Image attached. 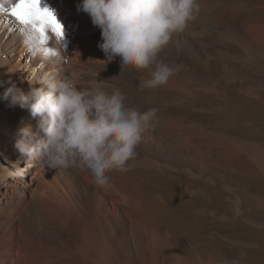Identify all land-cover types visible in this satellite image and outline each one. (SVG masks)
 Instances as JSON below:
<instances>
[{
  "label": "bare ground",
  "instance_id": "bare-ground-1",
  "mask_svg": "<svg viewBox=\"0 0 264 264\" xmlns=\"http://www.w3.org/2000/svg\"><path fill=\"white\" fill-rule=\"evenodd\" d=\"M15 2L0 0V6L10 8ZM80 2L39 0L41 9L52 11L63 26L62 37L47 30L45 46L56 53L48 58L39 52L33 55L24 42L25 34L19 30L21 25L8 12L0 11V93L10 83L25 93L31 89H25L15 77L18 69V73L26 74L22 66L14 63V53L19 50L18 54L29 61L28 71L39 79L56 74L70 75L84 87L99 82L109 91L113 88L122 91L127 106L148 110L147 100L154 89L141 87L147 72L121 70L119 57L107 64L103 61L104 53L97 47L101 31L87 13L77 11ZM254 9L251 4L235 1L227 11L230 18L248 20ZM10 28L14 36L6 39L4 33ZM246 31V52L253 55L254 46L263 50L251 29ZM179 33L185 37L184 41L174 42L171 38L157 57L174 70L163 88L180 87L184 80L201 76L195 68L210 67L219 61L226 63L229 59L203 58L197 45L187 50L185 46L190 39L185 31ZM231 37L240 39L236 34ZM206 47L211 54L217 53L212 45ZM176 51L190 56L178 58L174 55ZM225 76L232 81L242 77L229 66L225 68ZM38 119L28 109L0 100V155L15 163V170L32 166L34 173L29 174L35 177L24 186L28 178L18 172L8 173L0 166V264H216L211 255L202 254L173 231L161 227L163 194L147 196L143 186L133 182L130 175L137 167L163 172L167 169L191 181L219 186L230 194L250 195L247 188L217 169H232V161L241 150L249 151L259 166L250 173L254 176L264 173V148L244 144L219 131H207L189 120L174 123L154 117L156 127L144 133L131 170L109 172L108 185L100 187L87 169L56 170L21 158L14 147L19 129L31 125L35 131ZM188 133L207 134L210 145L204 150L201 139L190 142ZM186 189L196 193L192 188ZM110 199L115 212L106 204Z\"/></svg>",
  "mask_w": 264,
  "mask_h": 264
},
{
  "label": "rangeland",
  "instance_id": "rangeland-1",
  "mask_svg": "<svg viewBox=\"0 0 264 264\" xmlns=\"http://www.w3.org/2000/svg\"><path fill=\"white\" fill-rule=\"evenodd\" d=\"M235 1L253 5L252 17L248 20L230 18L227 10ZM199 4L197 18L185 30V36L190 39L185 48L190 50V46L197 45L203 58L229 59L226 63L219 61L210 67L195 68L201 76L184 80L180 87L154 89L147 100L148 110L156 109V118H166L174 123L189 120L207 131L226 132L240 137L244 144L264 148V0H199ZM247 28L263 47L259 50L254 46L256 54L253 55L244 48ZM12 32L13 28H10L4 33L6 39L14 36ZM232 34L240 39L232 38ZM172 39L184 41L185 37L174 33ZM207 45H212L217 53L211 54ZM18 52L14 53V63L26 70V74L18 73L20 69L15 73L18 83L25 89L39 87L37 83L41 79L28 71L29 61ZM174 55L178 58L190 56L182 51H176ZM227 66L242 77L229 80L225 76ZM188 134L190 142L200 138L204 150L210 145L207 134ZM0 166L8 173L18 172L28 178L24 186L35 178L29 174V171L34 173L32 166L15 170L16 164H11L2 155ZM135 169L130 178L143 186L147 196L161 193L165 198L161 203L163 229L173 231L202 254L211 255L216 264H264V173L257 176L250 173L259 166L249 151L241 150L234 157L232 169H217L247 188L250 195L230 194L219 186L191 181L167 169L164 172ZM187 187L196 193L188 191ZM106 204L115 212L111 199Z\"/></svg>",
  "mask_w": 264,
  "mask_h": 264
},
{
  "label": "clouds",
  "instance_id": "clouds-1",
  "mask_svg": "<svg viewBox=\"0 0 264 264\" xmlns=\"http://www.w3.org/2000/svg\"><path fill=\"white\" fill-rule=\"evenodd\" d=\"M76 7L101 31L103 61L119 57L121 70L146 71L141 87L149 90L168 83L174 70L158 54L200 11L199 0H81ZM37 84L25 93L10 83L0 93L9 106L39 118L35 131L19 129L14 147L21 158L50 169H87L100 187L108 185L109 172L131 170L144 133L156 127V109L129 107L118 88L84 87L70 75L51 74Z\"/></svg>",
  "mask_w": 264,
  "mask_h": 264
},
{
  "label": "snow or ice",
  "instance_id": "snow-or-ice-1",
  "mask_svg": "<svg viewBox=\"0 0 264 264\" xmlns=\"http://www.w3.org/2000/svg\"><path fill=\"white\" fill-rule=\"evenodd\" d=\"M0 11H6L21 25L20 32L26 36L25 44L33 55L41 53L45 58L56 53L45 45L48 42V29L56 35L63 36V26L58 23L55 15L47 8L41 9L39 0H16L10 8L0 6Z\"/></svg>",
  "mask_w": 264,
  "mask_h": 264
},
{
  "label": "water",
  "instance_id": "water-1",
  "mask_svg": "<svg viewBox=\"0 0 264 264\" xmlns=\"http://www.w3.org/2000/svg\"><path fill=\"white\" fill-rule=\"evenodd\" d=\"M254 52L256 53V49H255ZM222 133H223L224 135H226V136H230V137H232V138L239 139V140L241 141V138L238 137V136H236V135L228 134V133H226V132H222Z\"/></svg>",
  "mask_w": 264,
  "mask_h": 264
}]
</instances>
